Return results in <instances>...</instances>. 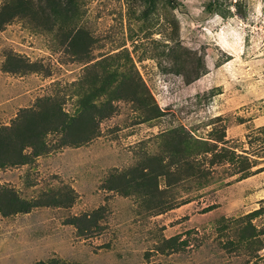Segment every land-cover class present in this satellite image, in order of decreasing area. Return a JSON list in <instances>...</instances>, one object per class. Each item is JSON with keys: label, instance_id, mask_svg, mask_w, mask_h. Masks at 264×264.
<instances>
[{"label": "rangeland", "instance_id": "rangeland-1", "mask_svg": "<svg viewBox=\"0 0 264 264\" xmlns=\"http://www.w3.org/2000/svg\"><path fill=\"white\" fill-rule=\"evenodd\" d=\"M74 1L78 15L70 10L52 29L22 16L0 27V127L42 97L74 114L81 82L95 70L132 77L144 86L140 93L148 103L126 90L93 140L61 147V134H49V152L0 170V185L29 200L66 198L70 188L75 194L68 207L0 211V264L51 258L69 264H264V247L238 245L239 219L264 207L257 193L264 176L239 182L238 164L248 158L252 171H264V0H217L216 11L209 7L214 0ZM75 24L90 35L89 43L66 39ZM23 62L40 70H12ZM157 107L163 115L147 119L148 108ZM176 129L192 135L188 154L197 166L192 178L162 196L179 204L157 212L139 193L108 189L114 175L165 154ZM195 139L216 143V152L235 150L238 158L211 166V154H200ZM201 168L209 172L199 178ZM166 184L160 178L161 188ZM86 213L93 215L87 232L69 223ZM253 223L264 228V212Z\"/></svg>", "mask_w": 264, "mask_h": 264}, {"label": "trees", "instance_id": "trees-1", "mask_svg": "<svg viewBox=\"0 0 264 264\" xmlns=\"http://www.w3.org/2000/svg\"><path fill=\"white\" fill-rule=\"evenodd\" d=\"M149 1L152 2L154 0ZM168 1L171 3V0ZM213 2L209 4V7L215 6L213 10L216 11L219 5L217 0ZM66 3H68L67 6ZM70 10L73 13L72 16L74 14L78 15V8L74 0H39L37 3L30 0H6L0 10V27H3L4 24L15 17L22 16L38 18V20L46 23L45 25L49 29H52L55 19L68 14ZM76 25L70 27L67 35L64 34L66 39L73 40L72 43L78 39L89 43L91 40L90 35L84 28ZM11 59L18 64L23 61L22 58L14 56ZM19 67L20 65H17V68L12 70L15 72L20 70L24 73L40 70L39 66L34 63H24L20 69ZM120 75V78H118L116 71L109 70H106L105 74L102 75L95 70L94 74L92 72L85 81L83 79L81 82L83 93L77 111L74 114L67 112L61 102L50 97H42L36 106L20 110L12 124L0 127V170L8 166L28 164L36 157L49 152L51 149L47 142L49 134H61V147L68 145L80 146L93 140L99 135L101 121L114 113L113 101L122 98L126 90L131 95V98L147 105L148 101H146L145 95L140 93L145 90L143 89L144 86L140 88L133 84L132 77L127 78L126 74ZM117 82L118 84H116ZM83 83H87L90 89L86 88ZM104 95L107 98L100 101L99 99ZM163 113L158 107L155 109L148 108L146 118H158ZM190 138H192L191 134H185L183 131L176 129L167 138V151L165 154L146 156L137 165L121 171L116 176L114 175L113 177L115 178L110 179L108 189L121 191L125 195L134 192L139 193L146 204H148V210L156 209L157 212H163L173 208L179 202H168L162 198L163 194L177 183L192 178L197 173V166L194 160L189 159L190 154L188 153L191 152V149H189ZM195 141L198 147H202L199 150L200 154L203 153L205 156L211 154L208 159L211 166L218 161L234 162L238 158L235 150L230 151L226 147H224L225 149L221 147L222 150L216 152L215 150L218 148L216 143H212V145L209 141L200 139H195ZM28 149H31V151L28 152ZM238 164L239 170L243 172L242 178L263 170L261 167L256 169V171H252L251 169L255 164L248 158L246 164H242V162H238ZM176 168H178L177 171H175ZM199 172H203V174L199 175V178H201L204 175H208L209 169L201 168ZM163 177L167 180L165 188H161L160 185V178ZM66 198L62 194L60 197H52L49 201L41 199L29 200L20 196L15 189L0 185V211L5 216L16 213H28L33 208L44 205L68 207L75 201V194L72 188L69 189ZM213 208L214 205L207 207L208 210ZM263 208L255 209L239 219L241 228L239 229L238 245L243 243L250 244V246L259 244V248L264 247L262 239L264 228H258L253 223V218L264 212ZM92 222L93 215L87 213L81 216H73L69 219V223L78 227L81 232L90 228ZM175 240L176 238H172L167 241L172 246ZM34 264L69 263L58 258H51L50 260L37 261Z\"/></svg>", "mask_w": 264, "mask_h": 264}, {"label": "crops", "instance_id": "crops-1", "mask_svg": "<svg viewBox=\"0 0 264 264\" xmlns=\"http://www.w3.org/2000/svg\"><path fill=\"white\" fill-rule=\"evenodd\" d=\"M264 171H261V172H259V173H257V174H254V175H251V176H249V177H247V178H243L242 180H240L239 182H247L248 180H255V179H260L261 177H263L264 176V173H263ZM261 188V187H260ZM259 188V190H257V193L259 194V199L260 200H263L264 199V194L263 193H261L262 191H264V189H260Z\"/></svg>", "mask_w": 264, "mask_h": 264}]
</instances>
